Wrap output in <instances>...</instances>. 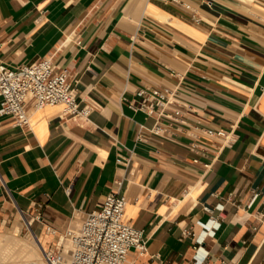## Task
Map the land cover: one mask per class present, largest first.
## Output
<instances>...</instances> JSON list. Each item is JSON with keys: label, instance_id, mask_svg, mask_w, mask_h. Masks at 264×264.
I'll return each mask as SVG.
<instances>
[{"label": "crops", "instance_id": "crops-1", "mask_svg": "<svg viewBox=\"0 0 264 264\" xmlns=\"http://www.w3.org/2000/svg\"><path fill=\"white\" fill-rule=\"evenodd\" d=\"M40 58L92 112L0 115V232L55 247L120 190L147 241L126 264H264V0H0V60ZM144 87L176 91L162 116Z\"/></svg>", "mask_w": 264, "mask_h": 264}, {"label": "built area", "instance_id": "built-area-1", "mask_svg": "<svg viewBox=\"0 0 264 264\" xmlns=\"http://www.w3.org/2000/svg\"><path fill=\"white\" fill-rule=\"evenodd\" d=\"M184 5L189 7L185 2ZM137 95L141 100L139 104L130 103L133 109L162 116L176 91L170 87H144ZM57 104L63 106L64 116L87 118L92 112L89 104L81 105L68 71L51 58L16 67L0 60V115L11 116L16 126L27 127L32 111ZM159 129L155 127L156 131ZM206 135L218 139L221 148L236 140L233 131L213 127L206 128ZM118 184L121 186L122 181ZM127 204V196L120 190L110 192L79 225L67 229L65 235L71 247L58 241L55 247L43 249L45 264H126L131 250L144 255L147 252L145 230L133 226L127 219ZM213 224L217 225L216 219ZM211 229L210 225L205 234ZM187 233L194 235V232Z\"/></svg>", "mask_w": 264, "mask_h": 264}, {"label": "bare ground", "instance_id": "bare-ground-1", "mask_svg": "<svg viewBox=\"0 0 264 264\" xmlns=\"http://www.w3.org/2000/svg\"><path fill=\"white\" fill-rule=\"evenodd\" d=\"M0 236H2V235H0ZM32 237L35 238L37 245H33L34 242L31 244L29 242L23 243L22 239H19L17 237V235H13V236H7L6 235L5 238L0 239V264H9L6 262L7 257L6 258L4 257V256H6L4 253L8 249L9 256H10V254L14 250V246L15 247L19 246V248L21 247L22 249H24V251L27 252L29 259H28L27 263H25V264H45V259H43V257H44L43 246H42L43 241H42L41 237H37L36 234H33ZM60 242H61V240H60ZM67 248H68V246H67ZM40 251L42 252L43 257H41ZM22 264H24V263H22Z\"/></svg>", "mask_w": 264, "mask_h": 264}, {"label": "rangeland", "instance_id": "rangeland-1", "mask_svg": "<svg viewBox=\"0 0 264 264\" xmlns=\"http://www.w3.org/2000/svg\"><path fill=\"white\" fill-rule=\"evenodd\" d=\"M81 222H78V223H76V225H79ZM11 234V235H10ZM17 235V237L19 238V239H22V241H23V243L24 242H26V243H33V245H37V243H36V240H35V238L34 237H32L33 236V234H31V232L30 231H10V230H6V231H1L0 232V235H2V236H0V239H2V238H5V236L7 235V236H13V235ZM65 238V239H64ZM60 240H61V243H63L64 242V244L66 245V247L68 246V247H70L71 246V243H70V240L69 239H67V237L65 236V235H63L61 238H60ZM59 240V241H60ZM29 244V245H30ZM27 248V247H26ZM6 256H4L5 258H6V262L7 263H9V264H22V263H27V261H28V259H29V257H28V255H27V252L26 251H24V249H22L21 247L19 248V246L18 247H15L14 246V250L12 251V253L10 254V256H9V251H8V249H7V251H5V253H4ZM40 254H41V257H43V255H42V252L40 251ZM27 258V259H26ZM43 259H44V257H43ZM10 260V261H9ZM26 261V262H25ZM44 261V260H43Z\"/></svg>", "mask_w": 264, "mask_h": 264}]
</instances>
